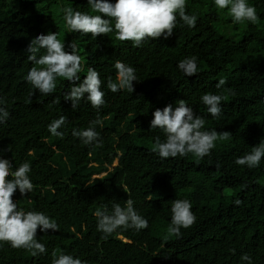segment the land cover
I'll return each mask as SVG.
<instances>
[{"label": "trees", "instance_id": "trees-1", "mask_svg": "<svg viewBox=\"0 0 264 264\" xmlns=\"http://www.w3.org/2000/svg\"><path fill=\"white\" fill-rule=\"evenodd\" d=\"M249 2L259 19L240 24L214 0H187L186 12L197 16L194 27L177 17L171 36L148 37L136 46L114 32L96 37L69 32L64 7L91 12L87 0H0V106L10 113L0 124V156L13 170L25 161L31 165L34 189L23 195L17 189L13 202L43 211L59 224L57 230L37 228L46 253L33 255L5 241L0 264H52L58 249L87 264H248L243 253L252 264H264V158L254 168L235 162L264 141V0ZM50 31L57 32L65 50L70 51V41L79 45L81 79L88 67L96 68L105 104L96 108L82 99L73 109L65 94L79 82L66 78H58L47 96L33 91L26 74L35 65L26 48L36 35ZM193 55L198 70L186 76L177 65ZM117 60L136 69L132 92L107 87L109 78L115 80ZM222 77L226 84L217 88ZM209 92L226 97L219 117L201 100ZM179 100L205 119L204 129L230 132L202 159L192 153L162 158L154 150L155 138L165 135L150 129L153 112ZM61 115L66 121L57 137L47 126ZM96 120L101 124L93 125ZM90 126L100 133L101 144L85 145L72 134ZM127 198L148 226L105 236L95 210L107 205L111 211ZM175 199L190 200L196 216L180 236L168 231Z\"/></svg>", "mask_w": 264, "mask_h": 264}, {"label": "clouds", "instance_id": "clouds-1", "mask_svg": "<svg viewBox=\"0 0 264 264\" xmlns=\"http://www.w3.org/2000/svg\"><path fill=\"white\" fill-rule=\"evenodd\" d=\"M91 12L75 10L67 6L63 9L66 27L69 32L91 33L93 37L100 34L115 33L120 40H131L134 45L140 46L146 38H168L173 34L177 25V17L189 27H194L197 16L186 12L187 0H87ZM217 9L231 15L236 23H256L259 19L256 7L249 0H214ZM103 14V15H101ZM65 43L58 38L57 32L38 34L27 45V59L35 66L26 74V80L31 83L34 90H39L44 95L51 94L57 87L58 78L68 81H78L65 94V99L71 101V107L77 108L82 99H86L93 107L99 108L105 104V93L101 88L103 83L100 73L94 67H88L87 73L81 79L80 73L84 70V57L79 53V45L75 42ZM178 68L186 76L197 73L198 64L195 55L186 57L178 62ZM115 80L109 78L107 87L112 92L122 89L133 91V81H138L136 69L123 61L117 60ZM226 84L225 78H220L216 83L217 88ZM31 92V95L33 94ZM230 91V90H229ZM226 97L223 94L205 93L201 96L207 111L215 118L222 114L221 101ZM54 103L59 99L54 98ZM4 104L0 98V105ZM10 113L0 106V124L6 122ZM66 121L61 115L48 124L50 133L62 137L59 131ZM93 125L101 121L92 122ZM205 119L194 115L192 106L184 100H179L176 106L168 104L163 109L156 108L150 129H159L165 139L160 136L155 138L154 150L162 158L185 156L192 153L196 158L202 159L210 154L215 147L217 139H227L230 132L218 133L216 129H204ZM74 136L81 139L85 145L101 144L100 133L94 126L86 129H73ZM5 151H10L5 148ZM264 158V141L253 146L252 150L244 156L237 157L236 163L248 168L258 167ZM116 165V164H115ZM30 162L25 161L13 170L12 163L0 156V246L8 242L13 248L30 250L33 255L46 253L44 243L36 238L37 228L43 232L47 229L57 230L59 224L55 219L43 211L25 210L13 202V193L18 189L23 195L34 189V184L29 176ZM240 203V201H236ZM171 223L168 231L176 236L181 235V228H188L196 216L192 211L191 201L188 199H175L171 205ZM97 228L105 236L116 232L118 229L133 228L140 230L148 226V220L134 207V200L127 198L122 206L119 202L112 205L109 211L107 205H101L95 210ZM74 230V229H73ZM57 251L59 255H57ZM53 252L52 264H87V261L58 249ZM242 261L252 264V257L248 253L241 255Z\"/></svg>", "mask_w": 264, "mask_h": 264}, {"label": "rangeland", "instance_id": "rangeland-1", "mask_svg": "<svg viewBox=\"0 0 264 264\" xmlns=\"http://www.w3.org/2000/svg\"><path fill=\"white\" fill-rule=\"evenodd\" d=\"M115 164H116V161H114L113 162V164L110 166V167H108V172H110L111 171V167H113V166H115ZM105 173H102V174H100V175H97V176H93L94 178H98V177H100V176H103Z\"/></svg>", "mask_w": 264, "mask_h": 264}]
</instances>
